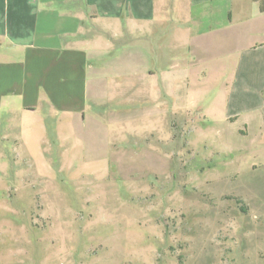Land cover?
<instances>
[{"label": "rangeland", "instance_id": "obj_1", "mask_svg": "<svg viewBox=\"0 0 264 264\" xmlns=\"http://www.w3.org/2000/svg\"><path fill=\"white\" fill-rule=\"evenodd\" d=\"M165 1L153 36L117 37L90 62L101 101L48 146L53 177L4 146L0 264H264V71L238 68L259 40L239 25L199 48ZM146 68L167 97L150 100Z\"/></svg>", "mask_w": 264, "mask_h": 264}, {"label": "crops", "instance_id": "obj_2", "mask_svg": "<svg viewBox=\"0 0 264 264\" xmlns=\"http://www.w3.org/2000/svg\"><path fill=\"white\" fill-rule=\"evenodd\" d=\"M177 3L181 16L173 22L182 25L180 31L190 33L199 48L198 42L243 26L259 42L246 48L238 68L253 69L256 62L264 71V0ZM180 7L187 9L186 16ZM166 8L165 0H0V159H8L4 146L12 143L14 151L31 154L40 176L53 177L48 146L57 150L67 141L75 118L85 115L89 103L101 101L88 89L101 81L96 74L87 77L94 56L117 47V37L153 36L152 28L157 31L168 23ZM143 73L150 100L168 96L167 91L165 95L154 91V69ZM260 78L261 92L264 76ZM161 83L168 87L167 75L161 76ZM127 86L134 87L131 81ZM259 102L264 118V98Z\"/></svg>", "mask_w": 264, "mask_h": 264}, {"label": "trees", "instance_id": "obj_3", "mask_svg": "<svg viewBox=\"0 0 264 264\" xmlns=\"http://www.w3.org/2000/svg\"><path fill=\"white\" fill-rule=\"evenodd\" d=\"M260 8H261V10H263V5Z\"/></svg>", "mask_w": 264, "mask_h": 264}]
</instances>
